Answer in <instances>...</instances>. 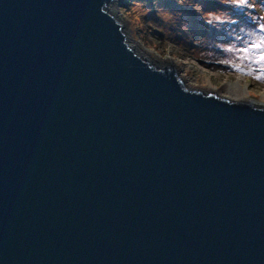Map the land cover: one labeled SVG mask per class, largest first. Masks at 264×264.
Segmentation results:
<instances>
[{
    "label": "water",
    "instance_id": "95a60500",
    "mask_svg": "<svg viewBox=\"0 0 264 264\" xmlns=\"http://www.w3.org/2000/svg\"><path fill=\"white\" fill-rule=\"evenodd\" d=\"M112 0H0V264H264V94L187 89Z\"/></svg>",
    "mask_w": 264,
    "mask_h": 264
},
{
    "label": "rangeland",
    "instance_id": "374dc122",
    "mask_svg": "<svg viewBox=\"0 0 264 264\" xmlns=\"http://www.w3.org/2000/svg\"><path fill=\"white\" fill-rule=\"evenodd\" d=\"M105 10L121 25L137 56L156 68L175 69L187 89L231 101L264 94V79L256 78L264 61L255 63L264 49L227 50L264 39V0L243 5L234 0H112Z\"/></svg>",
    "mask_w": 264,
    "mask_h": 264
},
{
    "label": "snow or ice",
    "instance_id": "6c2138e0",
    "mask_svg": "<svg viewBox=\"0 0 264 264\" xmlns=\"http://www.w3.org/2000/svg\"><path fill=\"white\" fill-rule=\"evenodd\" d=\"M234 2L237 3V4L243 5V4H245L246 0H234ZM260 27H261L262 30H264V25H261ZM237 39H239V37ZM253 48L264 49V39H260L257 42L250 43V44H248L245 47H241V48L230 47L227 50L229 52L237 51V52H240V53H248L250 51V49H253ZM240 59L241 60H245V59H248V57L247 56H241ZM261 61H264V51H261L259 53L258 57L255 59V63H260ZM221 62L225 63V64L231 63L228 60H224V61H221ZM232 67L240 69L241 71H248V72L253 71L252 68H250V67L246 68L245 66H242L239 63H232ZM260 71H261L262 74L258 75L256 78L257 79H264V68H262Z\"/></svg>",
    "mask_w": 264,
    "mask_h": 264
}]
</instances>
